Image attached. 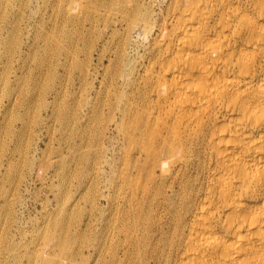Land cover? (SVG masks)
Segmentation results:
<instances>
[{
  "label": "bare ground",
  "instance_id": "bare-ground-1",
  "mask_svg": "<svg viewBox=\"0 0 264 264\" xmlns=\"http://www.w3.org/2000/svg\"><path fill=\"white\" fill-rule=\"evenodd\" d=\"M70 1L74 17H70L67 8ZM89 1L93 6L97 5L92 0ZM152 2L153 0L108 2L111 7L115 6L116 12L121 13L129 30L142 25L145 35L150 38L154 34V37L145 53L140 56L142 63L129 51V34L120 39L121 46L115 57L109 58L108 65L112 68L110 85L115 89L117 100L112 102L106 93L107 98L103 99L105 83L100 80L98 102L92 104L90 112L94 113L98 127L106 131L114 130L116 136L113 139L124 145L125 151L121 157L118 156L116 145L110 150L104 148V141L100 143L102 153L110 150L111 156L105 158L109 162V171L100 175L102 172L98 166L97 175H94L97 193L93 194L95 198L92 201L97 213L95 220L92 221V216L83 227L79 224L75 232H70L69 226L62 221V235L54 237L51 240L53 246L48 244L47 248L63 247L66 256L56 264H65L64 260L72 264H88L91 259L96 261L95 264H264V0H170V8L165 15L162 14L159 25L152 10ZM4 3L8 4L10 0H0V4ZM87 6L82 0L77 3L76 0H62L57 7L62 17L83 20L78 17V13ZM12 9L15 10L14 7ZM94 10L96 9L90 6V17ZM20 13L17 12L19 17ZM86 20L91 19L85 18L84 23ZM60 38H49L47 44L52 47L54 44L59 54L67 53V59L62 61L58 58L55 65L56 69L67 70L74 54L71 52L69 57L70 50H66L65 42ZM25 45L27 51L19 46V63H24L28 52L33 48L32 44ZM69 58L72 60L68 61ZM100 59L102 61L101 57ZM22 65L19 69L23 68ZM139 66L142 67L141 72ZM82 71L83 69L80 72ZM13 73L16 77L13 79L17 81L20 78L18 69ZM2 78L4 77L1 76V80ZM6 81L10 83V80ZM41 90L42 102L39 100L41 103L40 109L38 108L41 113H38L39 116L42 113L49 115L50 107L57 105L65 91L62 89V93L58 88ZM121 92L123 95L118 97ZM63 95L62 97L65 96ZM16 97L8 98L6 114L16 103ZM105 108H108L107 114H104ZM18 114V120L26 121L25 113ZM67 128L68 126L66 130ZM76 130L79 133V129ZM99 158L102 159L101 156ZM94 161L98 163V159ZM64 162L65 160L63 164L66 166ZM93 224H96L94 242L85 243L82 249L79 248L80 251L78 249V253L69 255L70 240L89 234L87 232ZM53 234L51 235L54 236ZM44 253L37 254L34 264L43 261L50 263V254Z\"/></svg>",
  "mask_w": 264,
  "mask_h": 264
},
{
  "label": "rangeland",
  "instance_id": "rangeland-1",
  "mask_svg": "<svg viewBox=\"0 0 264 264\" xmlns=\"http://www.w3.org/2000/svg\"><path fill=\"white\" fill-rule=\"evenodd\" d=\"M79 1H81V0H76V3ZM82 1L86 4H88L87 7H83L82 10L78 13V17L80 16L83 20H81L79 18L70 19V18L62 17V15L58 11L59 4L62 2V0H43V1L42 0H10V3H13V4H10V3H8V4L4 3V5L0 4V9H1L0 10V17H2V18H0V80H1V76L4 77L0 81V98H2V100L0 99V101H1V103H0V132H2V134H3L2 135L0 133V137H1L0 138V142H1L0 145L2 146V147L0 146V153H1L0 154V165H1L0 166V179H1L0 180V187L2 185V187L0 188V190L2 189L0 192V216H1L0 217V264H29V263L34 264L35 257H38L37 254L44 253L45 250H46V252L44 253V255L50 254V256H49L50 263H48L46 261L47 264H56L59 259H63V257L66 256V254L63 252L64 251L63 247L55 248V246H54V249H53V248H49V247L47 248V245L49 244V245L53 246L51 240L56 236L60 237L62 235V233H63L62 229H61L62 221H63V223H66V225L69 226L70 232H75L76 228L77 227L79 228V224H81L83 227V225H85V222L87 223V220L90 219L92 216H93L92 221L95 220L97 213L95 212L96 209L94 208L92 201L95 198L93 196L95 194H97L96 193V187H95L96 183H94V181H96V176H94V175H97V168H98V166L101 168L102 174H100V175H104V174H106L107 171H109V162L105 158L108 157V155L111 156L110 150L115 145L117 146V149H118V156L120 155L122 157L124 154V151H125L124 150L125 146L122 144H118L117 142H119V141H115L113 139V137L116 136L114 130L109 129L106 131V129H102L100 126H99L100 127L99 128L98 127V121L94 118L95 116H93L94 113L90 112V111H91V108L93 107V105L97 104V102H98L97 101L98 100V91H100V88H101L100 82L102 80H104V83H105V88H104L105 92L103 94L105 96H103V99L107 98L106 97V94H107L108 98L110 97L112 102H115V100H117V99H115L117 97L114 95L115 89H114V87L112 89V86L110 85L111 80H112V79H110V77L112 78V75H110V71L112 68L108 64H109V58H114L117 50L120 49V46H121V44H119V42H121L120 39L121 40L124 39L129 34V37H128L129 51L131 52V54H133L134 57H136V59L138 58L140 60L141 54L145 53L147 47L150 45V43L152 41V38L154 37V34L152 36H150V38H148L145 35V31H144V28L142 25H140L138 28L136 27V28H132L129 30L127 27V24L123 21L121 13H118L119 11L116 12L117 9L114 8L115 6L111 7L109 5L108 2H110V0H92L95 4H97L94 6L92 5V3L90 4V1L88 2V0H82ZM71 2L72 1H70L67 4V6H68L67 8L70 11V17H74V14L72 13V9L70 8ZM20 3H22V5ZM2 5H3V7H2ZM90 6L93 9H96V10H94L95 13L93 12L91 17H90ZM95 6H96V8H95ZM12 7H14L15 10H13ZM53 7H54V9H53ZM169 8H170V0H153L152 10L154 11L155 18L157 17L156 20H157L158 25L162 21V18H163L162 14H164V13L166 14L167 11L169 10ZM2 10H3V12H1ZM111 10H113V11H111ZM20 11H22V13H20ZM17 12L20 13V17L17 14ZM98 12H100V13H98ZM106 17H108L110 19H106ZM85 18H90L91 20H86V22L84 23ZM106 20H108V21H106ZM104 23H106V24H104ZM18 26H20V27H18ZM116 28H117V30H116ZM126 30H127V32H126ZM122 31H124V33H122ZM128 32H130V33H128ZM66 33L68 36L66 35ZM71 34H72V36H71ZM52 35H54L55 37L57 36L58 38H60L62 36L60 39L63 41V43L65 42L64 46H65L66 50H70V51H68L69 57H70L71 52H73L72 54H74V56L72 57L73 60L71 58L68 59V61L69 60H72V61H69L70 63H69L67 70H64L63 68H58L59 69L58 70L55 68L57 59L60 58L62 61L66 60L67 59V53L59 54V51H57L58 48L55 47L54 44H53V47L47 44V42H48L47 39H49V38L53 39L54 38V36H52ZM17 37H18V39H17ZM63 38L64 39L66 38L67 40L66 39L64 40ZM79 40L81 42H79ZM105 40H107V41H105ZM79 43H80V45H79ZM10 44H11V46H10ZM25 44H32L33 48L31 49V51L28 52V54L26 56V60L24 61V63H21V62L19 63L17 61V59L21 53L20 47L22 46V48H23L22 50H25V51L28 50V48ZM45 49H46V51H45ZM77 52H78V54H77ZM85 52L87 55L85 54ZM89 52H90V55H89ZM107 55H108V57H107ZM45 56H46V58H45ZM51 56H52V60L50 59ZM77 57H79V59H77ZM100 57L102 58V61H101ZM82 61H83V63H82ZM85 61L87 63H85ZM139 62L142 63L141 60ZM21 64H23L22 65L23 68L19 69ZM42 64L44 65V68H43ZM84 66H87V67H84ZM105 67H107V69ZM15 69H18V75H20V78L17 79V81L14 80L16 78L15 73H13V71ZM82 69H83V71L80 72ZM47 70H49V71H47ZM56 70H58V71H56ZM107 70H109V71L107 72ZM139 70H140V72L142 71L141 66H139ZM85 72H87V74ZM6 73H7V75H6ZM42 74L45 76H43ZM50 74H51V76H49ZM79 74H80V76H79ZM83 74H85L86 77ZM64 75H66V76H64ZM68 75H70V76L68 77ZM6 76H7V78H6ZM25 77L27 78V80ZM103 77H105V78L103 79ZM44 78H45V81H43ZM50 78H52V79H50ZM84 78L86 80H84ZM6 79L10 80V83H8L6 81ZM18 80H20V81H18ZM38 81H39V83H38ZM48 81H49V83H48ZM24 82H27L29 84L27 85V83H24ZM106 83H108V85ZM5 84H6V86H5ZM84 85H86V86H84ZM22 86H24V87H22ZM33 87H34V89H33ZM37 88H39V89H37ZM44 88H54V89L58 88L61 90L63 89L65 91V93L63 90H62L63 91L62 93H64V95L67 97H65L62 94L65 98L62 97V95L60 96V101H58L57 105L54 107H52V106L50 107L51 110H50L49 115L42 113V116H39L40 115L39 113H41L39 111L40 103L42 102L41 93L43 92L41 89H44ZM107 88H108V90H106ZM13 89H14V91H12ZM24 90H25V92H24ZM20 91H21V93H20ZM27 91L29 92V94ZM96 93H97V95H96ZM8 94H11V95H8ZM16 95H17V97H16ZM122 95H123V93L121 92L118 95V97L122 96ZM10 97H13V98L16 97V99H15L16 103L13 104V106H12L13 108L11 107V109L7 113L9 115H7L6 110H5L6 109L5 105L8 103L7 100ZM101 98H102V96H101ZM50 99H52V98H50ZM30 100L33 102H31ZM20 102L22 103V106L20 105L21 104ZM34 102L35 103L38 102V103L35 104ZM59 102H60V104H59ZM61 103H63V104H61ZM73 103H75V104H73ZM33 105H35V106H33ZM76 105L77 106L79 105V106L77 108H73V107H76ZM58 106L60 107V109L58 108ZM63 106L64 107L66 106V107L64 108ZM69 107H70V109H69ZM53 109L55 110V112H52ZM57 110L58 111L61 110L62 112L61 111L58 112ZM86 110H88V111L86 112ZM21 111H23V114L24 113L26 114L24 118L26 119L27 122L24 120L25 123L21 120H18L19 116H16V115H19L18 113L23 115ZM29 112H30V115L32 117L30 115H27V113L29 114ZM37 113H38V115H37ZM107 113H108V108H105L104 114H107ZM53 114L56 115L57 118ZM64 114H66V116ZM14 115L16 117H14ZM61 117L64 118V120ZM83 117H85V118H83ZM33 118H34V120H33ZM69 118H70V120H69ZM73 118L76 120H74ZM1 119H2V121H1ZM86 119H88V120H86ZM89 120L90 121L92 120V121L90 122ZM77 121L78 122L80 121V122L78 123ZM4 122H6V123H4ZM12 122H15V123L13 124ZM91 123L92 124L94 123L93 126ZM1 124L5 130L3 128H1ZM25 124H27V125H25ZM8 125L11 128H9ZM63 126L65 128H63ZM67 126H68V128L66 130ZM83 126H84V128H83ZM33 127H34V130H33ZM19 128H21V129H19ZM6 129H7V132H6ZM8 129H11V130H8ZM23 129H25L26 132H24L25 130H23ZM76 129H79V133H78V130H76ZM19 130H21V131L23 130L22 133H21V131L19 132ZM101 130H104V131L102 132ZM18 133H19V135H18ZM20 134H21V136H20ZM75 134H77V135H75ZM94 134H95V137H94ZM31 135H32V137H31ZM25 139H28V140H25ZM81 139L84 141H82ZM3 141H4V143H3ZM86 141H88V143ZM25 143H27V144H25ZM100 143H104V148L107 147L110 150L109 151L104 150V152L102 153L101 150H103V149L100 148V145H101ZM86 144H88V145H86ZM80 145L82 146L83 149L81 148ZM98 146H99V148H98ZM16 147H18V148H16ZM20 148L22 149L21 151H20ZM4 149H5V151H4ZM12 149L16 152H14ZM23 149L25 151H23ZM94 149L96 151H94ZM73 150H74V152H72ZM79 150H80V153L78 152ZM25 152H26V155H25ZM61 153H62V155H61ZM72 155L74 157L75 156L76 157L74 158V157H72ZM99 156H101L102 159H100ZM57 157H58V159H57ZM79 157H82V158L80 159ZM90 157H91V159H90ZM63 158H65L64 163L66 164V166L63 164V161H64ZM83 158H85V159L83 160ZM59 159H62V160H59ZM95 159H98V163H95V161H94ZM85 160H87V161L85 162ZM83 161H84V163H83ZM10 162H11L12 166H10ZM19 162H20V164H19ZM23 162H24V164H23ZM119 163L122 165L120 160H119ZM97 164H99V165H97ZM69 165H70V167H69ZM7 166L9 169L7 168ZM83 166H84V168H83ZM10 167H12V168L10 169ZM86 167L90 170H88ZM16 168L18 171L15 170ZM79 168H80V170H79ZM102 168H104V169H102ZM105 168H106V170H105ZM74 170H75V172H74ZM19 171H21L23 174H21V172H19ZM57 171H58V173H57ZM5 175H6V177H5ZM57 175H58V177H57ZM73 175H74V177H73ZM3 181H4V183H3ZM70 183L71 184L73 183V184L71 185ZM52 185L53 186L55 185V187H53ZM86 185H89V187L90 186L91 187L89 188ZM84 194H86V195H84ZM103 203H105L104 200H103ZM76 204H78V205H76ZM62 205H64L65 207ZM92 206H93V208H92ZM93 209H94V212H92ZM60 210H62V211H60ZM71 210H73V211L75 210V211L72 212ZM71 213H73V214H71ZM79 221H80V223H79ZM68 222H70V223L68 224ZM70 226L72 229L70 228ZM95 226H96V224H93L90 226L91 229L89 228L90 230H89V232H87L89 234L85 233L86 236L84 234V235H81L79 237L77 236L78 238L73 237L70 240L71 242H70L69 251H68L69 255L71 253L72 254L78 253L80 251V249H82V247L84 246L85 243L91 244L94 242V238H95L94 235L96 232ZM51 234H53L54 236H52ZM46 235L48 238L46 237ZM77 239H79V240L77 241ZM84 239H85V242L83 241ZM87 240H89L90 242ZM70 248L73 250L71 251ZM78 249H79V251H78ZM48 250H49V253H48ZM31 257H32V259H31ZM46 257H48V256H46ZM50 258H52V259H50ZM93 260L94 259H91L90 261H88V264H91V263L95 264L96 261L95 260L93 261ZM64 263L65 264H72L70 261H66V260H64ZM39 264H46V263L43 261V263L39 262Z\"/></svg>",
  "mask_w": 264,
  "mask_h": 264
}]
</instances>
